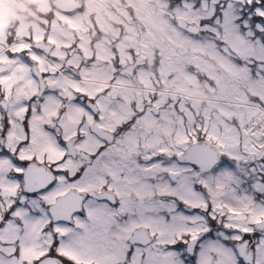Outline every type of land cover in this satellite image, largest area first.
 <instances>
[{
  "label": "snow or ice",
  "instance_id": "1",
  "mask_svg": "<svg viewBox=\"0 0 264 264\" xmlns=\"http://www.w3.org/2000/svg\"><path fill=\"white\" fill-rule=\"evenodd\" d=\"M0 18V264H264V0Z\"/></svg>",
  "mask_w": 264,
  "mask_h": 264
},
{
  "label": "rangeland",
  "instance_id": "2",
  "mask_svg": "<svg viewBox=\"0 0 264 264\" xmlns=\"http://www.w3.org/2000/svg\"><path fill=\"white\" fill-rule=\"evenodd\" d=\"M0 21H2V18H0Z\"/></svg>",
  "mask_w": 264,
  "mask_h": 264
}]
</instances>
